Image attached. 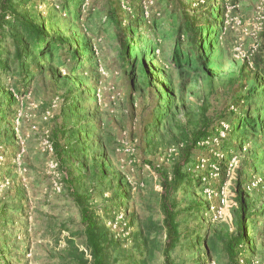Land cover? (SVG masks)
Returning a JSON list of instances; mask_svg holds the SVG:
<instances>
[{"label":"rangeland","instance_id":"1","mask_svg":"<svg viewBox=\"0 0 264 264\" xmlns=\"http://www.w3.org/2000/svg\"><path fill=\"white\" fill-rule=\"evenodd\" d=\"M113 2L122 20L131 21L134 14H140L143 20L150 22L154 12H159L162 24L168 22L169 9L164 12L162 0ZM199 3L206 5L205 0H186L190 9ZM208 4L224 9L225 34L221 41L225 55L212 74V90L209 91L206 78H195L188 84V91H192L188 99L194 108L204 96L209 102L210 115L215 117L227 109L234 113L229 117L233 122L241 117L247 103L242 100L234 103L233 91L229 92L224 82L236 64L249 60L257 47L258 32L264 22V0H209ZM106 6L104 0H68L64 8L60 0H22L20 3L22 11L36 18L38 23L46 24L50 35L60 34L73 40L75 46L85 35L99 65L96 79L91 78L92 60L84 57L77 47L80 59L74 70L76 80L64 76L65 68L72 67L67 59L65 66L59 61V65L50 62L42 73L33 77L32 83L25 80L18 85L21 93L15 95V102L6 105L12 113L0 115V207L4 208L0 213V241L12 248L10 252L0 253V261L6 258L5 264H70L68 258L61 257L68 256L65 247L69 240L89 258L79 209L69 196L68 190L74 185L80 192L87 191L99 223L115 240L106 247L109 264H143L139 260L145 250L138 240L140 235L148 234L147 231L149 241L153 237L158 244L163 241V231L151 228L161 225L159 194L162 186L158 171H168L177 152L174 144L164 142L166 135L160 144H156L158 139L154 138L149 146L143 139L146 115L155 104L154 98L142 96L138 89L128 87V77L117 60L114 33L105 16ZM139 32L147 34L143 27ZM172 42V38L162 41L166 54ZM12 80L6 79L7 86L10 87ZM259 82L262 85L263 82ZM245 93L246 89L240 94ZM256 94L251 105L261 108L264 106L261 89ZM261 116L264 118V111ZM61 125L67 131L64 130V135L58 134L59 142L65 146H75V140L78 142L70 148L69 160L65 153L64 162L57 157L52 140L53 131L59 130ZM73 126L78 129L75 128V135L69 133ZM228 128L229 123L222 121L216 133L204 145L200 144L208 149L196 150L194 160L188 165L195 181L174 194L181 230L198 229L204 233L208 227L222 226L233 230L236 168L245 156L254 165L247 172L245 182L246 189L254 188L249 193L251 208L264 203V141L258 144L261 148L256 150L254 159L247 154V149H254L252 142L242 143L234 125L231 131ZM109 134L113 136L107 149L109 163H102L94 140ZM221 139H229L231 145L241 143L242 148L234 150L229 145L224 150ZM77 146L82 148V153L77 151ZM228 152L230 157L226 156ZM213 158L224 160L223 171ZM95 162L101 164L93 165ZM102 169L106 175L101 174ZM92 170L96 175L90 173ZM70 171L74 178L72 185ZM256 194H260L257 202L253 200ZM194 201L204 202L205 207L198 211V207H191ZM261 213L245 223L248 235L237 250V262L244 258L254 264H264V205ZM190 240L187 244V239L181 238L171 252L175 264H228L222 251L205 259L196 233ZM149 248H152L151 243ZM152 249L154 255L147 260L148 264H163L160 247Z\"/></svg>","mask_w":264,"mask_h":264},{"label":"trees","instance_id":"2","mask_svg":"<svg viewBox=\"0 0 264 264\" xmlns=\"http://www.w3.org/2000/svg\"><path fill=\"white\" fill-rule=\"evenodd\" d=\"M21 1L0 0V115L3 114L2 116L12 113V109H7L6 105L10 106L16 100L15 95L21 93L18 85L23 84L25 80H28V84L32 83L33 77L42 73L50 62L58 64L59 61L61 66H65L67 59L72 67L65 68L67 72L64 76L76 80L77 75L74 70L79 65L80 59L77 47L84 53V57L87 56L90 61L92 60L90 62L92 69L89 72L91 78L96 79L95 73L99 65L85 35L81 40L76 41V46L73 40L69 41L60 34L50 35L46 24L38 23L36 18L20 9ZM60 1L63 8L67 6L68 0ZM104 1L107 4L105 16L112 28L111 32L114 33L112 40L115 41L117 60L128 77V87L133 88L134 91L138 89L142 96L154 98L155 104L148 109L149 113L146 115L143 139H146V145L149 146L154 138L160 141L155 143L160 144L166 135L164 142L174 144L177 152L170 169L158 171L162 186L159 194L161 225H154L151 228L163 231V241L158 244L155 237L149 241V231L148 234L140 235L138 241L141 242L145 253L139 261L148 264L147 260L152 259L154 255L152 248L159 246L163 264H175L171 252L180 244L183 237L187 239V244H190V236L196 233L198 242L202 244V256L205 259L208 260L222 251L228 264H237V250L239 246L244 245L248 235L245 231L247 229L245 223L253 216H260L264 205L260 202L259 206H254L253 210L251 208L249 193L254 188L246 189L245 182L247 172L250 168H254L252 161L245 156L236 168L233 230L227 226L218 229L208 227L204 233L199 232L198 229L181 230L177 218L179 208L175 203L174 194L178 189L187 188L195 181L188 165L194 160L196 150L208 149L200 144L204 145L206 140L216 133L222 121L229 123V131L234 125L242 143L246 140L252 142L254 149H247V154L252 155L254 159L257 157V149L261 148L258 144L264 141V118L261 116L264 106L252 107L251 100L257 95L258 89H261L264 97V22L258 32L257 47L250 54L249 60L236 64L224 82L227 89H230L229 92L233 91L234 103L241 100L247 103L242 109L241 117L231 122L232 118L229 117L233 112L227 109L222 110L215 117L213 114L210 115L209 102L204 96L193 108V103L188 99L192 91L187 89L188 84L198 77L207 79L209 91L213 88L212 74L225 55V46L221 41V36L225 34L223 7L211 6L208 4L209 0H205L206 5L199 3L190 9V6H186V0H162L165 3L164 12L169 9L168 22L164 25L159 20L161 17L159 12H154L150 22L143 20L140 12L139 15L134 14L131 21L129 18L122 20L113 5V1L116 0ZM75 5L73 3V7ZM141 27L148 35L151 33L152 37L148 38L147 34L141 35L139 32ZM161 27L169 28L162 31ZM166 38L173 39L167 54L162 47V41ZM86 51L89 54H86ZM56 71L60 75L58 69ZM7 78L13 79L10 87L7 86ZM259 81L263 82L262 85ZM235 87L237 89L234 93ZM245 89L246 93L240 94ZM94 127L100 126L94 124ZM72 128L69 129L71 130L69 133L75 135L77 127ZM57 129L59 130L52 133V140L57 157L64 162L65 153L69 160L72 157L70 148L75 147L78 142L75 140V146L73 144L65 146L64 143H60L58 134L64 135L67 130L62 125ZM111 139L113 136L109 134L105 138L96 137L94 140L97 156L102 158V163H109L107 149L112 144ZM229 142V139H221V147L224 150H227L229 145L234 150L242 148L241 143L239 146V144L231 145ZM77 151L83 152L78 146ZM226 156L230 157L229 152ZM212 161H215L221 171L224 170L223 159L213 158ZM97 164L101 162H95L93 165ZM90 173L96 175L93 170ZM101 174L106 175V172L102 169ZM69 175L72 185L74 178L71 171ZM74 186L69 188V196L79 209L80 223L85 237L84 245L89 258L72 240H69L65 247L68 256L61 257L68 258L70 264H109L105 251L110 242L115 240L108 235L104 225L99 223L97 214L91 206L89 194H86L87 191L80 192L78 186ZM259 196L260 194H256L253 200L259 201ZM192 206L198 207V211L205 207L202 201H194ZM3 209L1 206L0 213ZM150 243L152 248L148 249ZM3 250L10 252L12 248L7 242L0 241V253ZM5 263L4 257L0 264Z\"/></svg>","mask_w":264,"mask_h":264},{"label":"built area","instance_id":"3","mask_svg":"<svg viewBox=\"0 0 264 264\" xmlns=\"http://www.w3.org/2000/svg\"><path fill=\"white\" fill-rule=\"evenodd\" d=\"M144 2V0H142ZM239 264H254L253 261H245L244 258H239Z\"/></svg>","mask_w":264,"mask_h":264}]
</instances>
